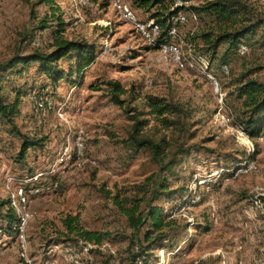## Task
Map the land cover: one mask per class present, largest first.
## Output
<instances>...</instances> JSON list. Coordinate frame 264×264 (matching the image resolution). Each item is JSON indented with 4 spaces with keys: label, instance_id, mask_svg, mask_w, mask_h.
I'll return each instance as SVG.
<instances>
[{
    "label": "rangeland",
    "instance_id": "obj_1",
    "mask_svg": "<svg viewBox=\"0 0 264 264\" xmlns=\"http://www.w3.org/2000/svg\"><path fill=\"white\" fill-rule=\"evenodd\" d=\"M121 1L139 22L150 21L149 13L134 7L131 0ZM209 1L191 0L185 7ZM240 1L256 16L252 22L264 20V0ZM88 2L81 7L78 0H54L51 6L40 0H0V66L16 53L49 51L58 22H48L45 30L36 29V24L44 18L52 20L51 13L64 23V38L86 41L95 50L89 66L74 70L56 85L36 65L3 80L8 100L19 99L13 121L17 130L44 143L40 149L28 150L19 162L20 140L0 119V201L8 198L7 176L14 179L11 189L31 173H42L48 183L54 178L57 186L29 194L24 242L16 231L14 235L0 232V264H138L144 259L147 264H264V128L254 138L247 135L254 147L249 153L247 140L237 139L243 109L236 94L247 80L264 85V25L254 37L242 40L247 54L225 53L227 45L222 43L213 58L211 52L204 53L199 35L216 33L219 23L183 10L186 21L174 22L178 40L173 45L185 60L200 57L208 67L197 64L180 70L148 46L114 10L111 0ZM34 39L38 47L32 44ZM223 65L228 75L221 72ZM61 67L66 72L68 63L61 62ZM109 80L128 90L121 97L123 108L112 103L103 87L99 89ZM31 93L51 101L53 109L36 113L28 99ZM148 96L181 106L187 139L178 143V129L166 130L147 115ZM134 106L148 120L143 136L169 140L166 160L174 161L170 170L159 172L148 150L134 156L122 143L132 126L125 110ZM178 144L186 151L177 155ZM246 162L256 169L237 172ZM155 175L153 182L160 178L167 183L168 194L153 200L147 196L140 210L149 201L161 208L170 226L166 240L145 244L147 224L134 234L113 196L142 198L139 191ZM4 211L5 207L0 210ZM1 216L0 230L6 226ZM67 217L77 218L86 231L108 237L100 246L66 237L62 220ZM139 250L144 255L139 256Z\"/></svg>",
    "mask_w": 264,
    "mask_h": 264
},
{
    "label": "trees",
    "instance_id": "obj_2",
    "mask_svg": "<svg viewBox=\"0 0 264 264\" xmlns=\"http://www.w3.org/2000/svg\"><path fill=\"white\" fill-rule=\"evenodd\" d=\"M54 0H40L46 6H51ZM132 5L137 9L149 13L150 21L156 24L159 28V36L156 42L157 48L163 43L170 42L167 35V30L172 25L171 19L176 17L181 12L189 11L193 14H204L217 23L219 30L215 32L202 33L199 38L205 44V52H211L212 57L216 54V49L219 44H226V52L238 51L239 46L244 39H250L255 36L256 31L264 25V20L256 18L250 7L240 0H211L201 6L174 7L173 0H131ZM184 3H189L191 0H182ZM52 8V7H51ZM54 11V10H53ZM48 20L44 18L37 22V28L45 30L48 28V22L57 21V30L53 43L48 52H42L36 49L35 51L20 54L16 53L9 60L0 66V119L9 127L10 133L14 134L20 140V151L18 154L19 162H22L28 150L40 149L43 146L44 140L35 137L22 135L14 125V118L18 114L19 99L17 96L12 101L8 100V96L4 94L3 80L6 76L19 75L30 65H36L38 72L44 75L51 84L56 85L64 78H70L73 71L81 72L89 66L95 59L94 47L83 40H68L64 38V23L58 16L51 13ZM262 39L264 41V29L262 30ZM34 39L32 42H34ZM33 44V43H32ZM68 63V70L61 67V62ZM105 89L113 104L122 107L125 103L121 100L128 90L123 88L118 82L109 80L103 82L99 89ZM93 90V86L91 87ZM237 98L241 100L243 112L239 114L238 121L242 130L250 137L258 136L264 128V85L256 80H247L236 89ZM17 95V92H15ZM144 104L148 109V114L154 121L166 130H179L177 142L183 138H188L186 130V122L184 110L178 104L166 102L164 99L148 96L145 98ZM129 114V120L132 123L131 132L128 137L122 141L125 147L136 156L141 150H148L152 160L159 167V172L168 171L174 161L166 160V152L170 148V142L166 137L162 136L157 140L149 136L142 135V129L148 124V120L142 118L144 114L138 111L136 106L125 110ZM176 154H182L186 151L183 145L178 144ZM34 174V173H33ZM32 173L28 176L33 175ZM157 175L146 179L145 188H141L139 195L143 193L142 198H125L118 200V196H113L115 205L126 217L129 228L134 234L140 232V228L147 224L148 229L144 232L142 240L145 244H151L157 241L166 240V229L169 228L170 222L162 214L161 208L151 206L149 201L145 203L146 209L141 211V204L147 196L149 199H158L159 195L167 193V183L157 178ZM55 181L52 178L50 183ZM29 188H27L28 191ZM263 199V198H262ZM264 201V199H263ZM123 202V203H122ZM5 207L4 212H0L2 220L6 223L5 228L0 232L4 235H14V227L16 225V216L13 210L9 207L8 201H0V210ZM62 226L65 230L64 235L74 236L77 241L92 246H100L104 239L108 237L107 233L90 232L81 228L78 219L67 217L62 220ZM155 234L153 238L152 235ZM140 251V250H139ZM142 250L139 256H142ZM135 257V256H134ZM133 257V258H134ZM143 264H147V260H142Z\"/></svg>",
    "mask_w": 264,
    "mask_h": 264
},
{
    "label": "built area",
    "instance_id": "obj_3",
    "mask_svg": "<svg viewBox=\"0 0 264 264\" xmlns=\"http://www.w3.org/2000/svg\"><path fill=\"white\" fill-rule=\"evenodd\" d=\"M173 2H174V7H181L183 5H186V3H184L182 0H173ZM78 4L81 7L89 6L88 0H78ZM111 5L114 8V10L118 14H120L123 20L131 23L135 27V30L147 42L148 46L151 47L156 46V42L160 33L159 28L156 24H154L152 21H149L147 24L139 22L135 14L121 0H111ZM171 21H172V25L167 30V35L170 39V42L168 43L166 42L159 45L157 47V50L166 59L169 58L180 70H184L188 67L194 68L195 65L197 64L204 65V68L207 69L208 66L205 65L206 64L205 60H202V58L200 57L192 58L190 60H185L182 54L180 53L178 47L173 45V42L178 40V34L173 24L174 22H180V23L185 22L186 21L185 16L182 15V13H180L176 17H173ZM33 45L35 47H38L39 42L35 40L33 42ZM247 53H248V48L245 45H240L238 48V54L245 55ZM220 69L224 75L229 74V69L226 65L221 66ZM209 78L214 82L216 86L217 85L216 80L211 76H209ZM28 99L30 100L32 104V108L36 113L45 112L53 109V104L51 101L45 100L39 97L35 93L29 94ZM58 114L59 116H62L61 109L58 110ZM239 129L241 130L238 131L237 139L239 141L247 140L248 146L246 145V147L249 153H253L254 147L251 143L248 142L247 134L242 130V128ZM78 146L81 147L80 144ZM254 169H256L254 164L246 162L237 169V172L247 173ZM13 182L14 179L7 176L6 185H5L8 192L7 201L9 207L13 210L17 219L14 230L17 232L18 237L22 240V242H24L23 232L29 218V212L27 209L29 204V196L38 195L39 193L43 192V190H50L52 189V187L56 188L57 183L56 181H54L53 183L46 182V180L43 179L42 173H34L31 176H24L22 178H19L18 179L19 183L17 187L11 189V185ZM27 188H29L28 191ZM138 264H142V262L138 261Z\"/></svg>",
    "mask_w": 264,
    "mask_h": 264
}]
</instances>
